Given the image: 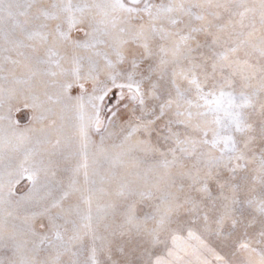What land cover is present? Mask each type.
Returning <instances> with one entry per match:
<instances>
[{"label": "snow or ice", "instance_id": "obj_1", "mask_svg": "<svg viewBox=\"0 0 264 264\" xmlns=\"http://www.w3.org/2000/svg\"><path fill=\"white\" fill-rule=\"evenodd\" d=\"M0 264H264V0H0Z\"/></svg>", "mask_w": 264, "mask_h": 264}]
</instances>
